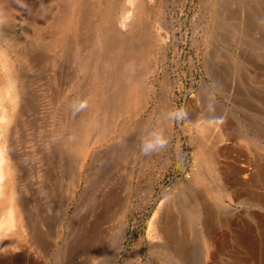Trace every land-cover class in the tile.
<instances>
[{"label":"rangeland","instance_id":"374dc122","mask_svg":"<svg viewBox=\"0 0 264 264\" xmlns=\"http://www.w3.org/2000/svg\"><path fill=\"white\" fill-rule=\"evenodd\" d=\"M84 1L85 11L92 14L81 20L84 23L73 35L63 33L74 31L72 0H0V29L10 47L21 52L27 84V99L11 136L12 144L24 153V159L28 157L31 167H36L32 175H44L49 181L48 196L53 206L35 243L25 240L28 235L24 231L16 237L22 247L18 253L31 255L29 260L22 257L13 264H53L54 255L58 264H164L162 247L155 246L154 234L149 236V222L164 201L171 207L169 234L194 249L196 256L191 264L203 263L205 249L194 220L187 215L192 226L187 228L181 211L182 206L196 207L199 201H206L215 218V230L222 234L218 220L224 214L218 206V189L210 190L204 176L213 170L204 161L206 151L218 154L222 166H217V175H223L227 168L231 192L223 200L230 206L233 231L229 237L231 253L211 254L206 263L264 264V0H145L150 22L144 30L148 37L141 44L150 47L146 83L151 97L144 111L121 117L119 124L126 121L127 125L116 135L101 133L100 128L112 127L114 118L111 115L107 119L103 114L107 107L100 92H90L93 74L81 69L88 58L84 49L90 40L88 18L95 19L97 14L95 0ZM123 2L130 6L129 1ZM102 8L107 10L104 5ZM172 79L179 82L173 89ZM205 84L212 90L218 109L202 96ZM89 94L99 105L92 122L88 111H82ZM164 108L171 128L169 139L154 129L157 111ZM150 115L148 125L143 121ZM226 122V127H234L232 132L242 134L241 138L223 137L218 142L221 125ZM89 140L95 141V147L80 160L76 143L85 145ZM92 158L93 191L87 188L85 179ZM79 167L82 180L64 218H60ZM193 170L199 177L190 184L187 196L182 189ZM259 192L262 207L252 206ZM76 204H80V214L73 220ZM55 235L58 238L54 243L51 239ZM82 239L83 249L76 255L74 242ZM206 248L210 255L212 248ZM0 264L12 263L0 258Z\"/></svg>","mask_w":264,"mask_h":264},{"label":"bare ground","instance_id":"6f19581e","mask_svg":"<svg viewBox=\"0 0 264 264\" xmlns=\"http://www.w3.org/2000/svg\"><path fill=\"white\" fill-rule=\"evenodd\" d=\"M127 1L130 2L129 7L126 6V4H125V2H123V0H95L93 3H95L97 6V7L94 6V8L96 7L97 14H96L95 19L92 18V19H94V22L89 24L90 20H92V19L88 18V20H89L88 26L89 27H88L87 32L88 33L90 32V40L91 41L89 40L86 48L84 47L85 50L87 49L88 58H87V62L83 64V68H81V69H82L83 73L88 74L91 72L93 74V80L89 84V87H90V85L92 87V90L90 92H94L96 94H98V92H100V96H102V98H103L102 103H104L105 106L107 107V108L103 109V111H102L103 114H105L107 116V119L111 115L114 118V122L112 123L113 125L111 128L105 127L104 124L102 125V126H104V128H100V131L102 134H106V132L108 134L110 133L109 135H111V134L116 135V134L122 133L124 131L127 123H126V121H124L120 125L119 122H120L121 117L124 118V117L128 116V114H131V113L139 114L141 111H144V109L146 108L147 103L151 97L150 96L151 95L150 94L151 93L150 88H149L148 84L146 83V75L148 73L147 71H148L149 58H150L149 57L150 56V47L149 48L144 47L141 44L142 40L144 38L148 37L147 33L146 34L144 33V30L147 29V25L150 22L148 20V18H149L148 8L146 6L145 0H127ZM72 2H73V6H72L73 17H72V24L71 25H72L74 31L64 30L63 33L69 32V34L71 33L74 35L75 29L78 27V25L81 22H82L81 24L84 23L81 20L88 17V16L91 17L92 13L90 12L91 13L90 14V13H87L85 11V9H86L85 5H87V4L84 0H72ZM102 5H104V7L107 10H105V9L103 10ZM15 7H18V5H15ZM88 7H90V6H88ZM158 23H160V20L158 21ZM86 24H87V22H86ZM139 30L143 31V32H140ZM84 32H86V31H84ZM87 32L84 33V35H88ZM60 34H61V32H60ZM64 39H66V38H64ZM81 42L84 43V41H81ZM148 44H149V42H148ZM84 45H86V44L84 43ZM10 46L11 45L8 44V40L6 39L5 35L3 34V31L0 29V251H1V253H3L2 256L0 255V258H5V260L7 259L8 262L13 264L14 261H17L15 259L25 257V261H26V260H29L30 255H31V254H28L27 252H26V254L24 253L22 255H20L18 253L19 251H21L22 247L18 244L16 237H18L19 233L22 234V232L24 231L25 234L28 235V237L25 236V240H27L31 243H35V241L37 240V236L39 234V230L41 228V224L42 223L46 224L45 223L46 217L51 216L53 206L51 205V201L49 200L50 197L48 196V186H49L48 183H49V181H47V179L44 175H42V176L37 175L35 178L34 175H32L31 170L35 169L34 172H37L36 167H31L29 165V163H27L28 157L26 159H24V153H19V150L17 151L13 145L15 143H13V138L11 136L13 133H15V129H16V126L18 123V117H19L20 113L22 112L21 110H23L25 101L27 99L26 91H25V89H26L25 86L27 84L25 81V71L23 68L24 65L21 62V52L19 50H17V48H15V47L11 48L12 46L11 47ZM76 46H78V45H76ZM165 74H164V76H167L166 72H165ZM85 79H83V80H85ZM86 84H87V82H86ZM178 84H179L178 81H176V80L173 81V79H172L171 88L173 89ZM201 93H202V96L209 102V104L211 102L212 107H214L215 109L217 107V109H218V103H217V101L214 97V94H213L212 90L210 89L209 85L205 84L202 88ZM152 95H153V93H152ZM7 98L9 101H7V104H6L5 101ZM87 99H88V102L84 103V105L82 107V111H84V110L88 111L87 114H88L89 118L94 119V114L99 109L98 102L93 101L94 99H92V97H90V94H89V98H87ZM167 113H168V111L166 108L160 109L159 111H157L156 119H155L156 124L154 125L155 126L154 127L155 132L158 133L159 135H161V137L164 139L170 138L169 130L171 128L169 129L170 123L168 124L169 119H168ZM97 114H99V112ZM131 116H133V115H131ZM223 116H225V115H223ZM197 117H198V115H197ZM151 119H152V117L150 115L143 122L150 125ZM219 121H217V122L220 123ZM90 122H92V119ZM218 123H217V125H218ZM228 123L229 122H226L225 124L221 125L222 131L220 130L218 142H220L221 139H223V137L231 138V139L232 138L233 139L234 138H241L242 134H240V133L236 134L235 132H232V130H234L232 128H234V127H232V128L226 127V125ZM118 125H119V127H118ZM230 126H232V125H230ZM97 130H99V129H97ZM97 137L100 138L99 134ZM75 147H76V150L78 151L77 156L81 160V158L83 159L82 156L85 157L92 149H94L95 141L89 140V141H87V144H85V145L81 144L80 142H77ZM219 150H221V153H223V149H219ZM207 153L208 152L206 151V153H205L206 156L204 158V161H205V163L211 165L213 170L211 169L212 171L210 170L211 172L207 173L204 176H207L206 179H208V181L210 182V184H209V186L211 187L210 190L216 192L215 188L218 189L217 190V194L219 196L218 200H220V201H218V206L221 207L222 214H224V216L220 217L221 219L218 220L220 222V229H221L220 231L222 234L218 235V233L215 230V228H216L214 226V224H215L214 219L215 218L213 219L212 211H210L211 207L206 201L205 202L199 201L198 204L194 201L197 204L196 207H190L189 205H188L189 207L188 206L187 207L182 206V211H181L182 212L181 218H183V220L186 221L187 228L191 229V227H192L187 222L188 220H186L187 215L189 217L193 218V220H194L193 223H194L195 229L197 231V236H198V238H200L201 243L204 245L205 254L203 256V263H201V264H207L206 262H207L209 256H211V254H216V253L217 254H220V253L221 254H228L230 251V250H228V248L230 247L229 237L233 233L232 224H230V218L231 217L229 218V216H228V214H230L229 213L230 206L223 200L224 197H229V194L231 192L230 186L228 184V178H229L228 176L229 175H228V172L226 170L227 168L222 172L223 175H217L218 172L216 170L218 169L219 166H222V165H219L218 156H217L218 154L213 155V154H210V153L207 154ZM202 156L204 157L203 154H202ZM93 158H92L91 163H89V165L87 166L86 174H85V179H86V183L88 186L87 188L89 190H92V191L94 189V187H92L93 185H91L93 182L91 180V177H93V174H92L93 173V164H94ZM115 158L117 159L118 156H115ZM115 158H114V160H115ZM46 160H47V157H46ZM37 161H38V159H37ZM82 161H84V160H82ZM196 164H198V163H196ZM83 166H84V164H83ZM206 169L207 168H205V171H206ZM74 170H75V167H74ZM81 170H82L81 167H79L77 172H75V173H74V171L72 172V173H74L73 174V181L74 182H72V181L71 182H72V184L74 183V185L71 189L69 196L67 198L65 197L66 199H65V201L61 207V210H60V214H61L60 218H64L69 203L75 197L76 188L79 185V183L81 182L82 177H83L81 174ZM42 174H43V172H42ZM189 175H190L189 177L191 178V180L189 178L188 182L184 185V188L182 189V193L184 195H187L189 193L188 188L190 187V184L194 183V182L196 183V176L199 177L197 172L194 173V170H193V172L189 173ZM203 178L204 177H202V179ZM198 181H199V179H198ZM204 181H205V179H204ZM198 183L200 185V182H198ZM195 185H197V184H195ZM49 192H52V191H49ZM111 193H112V191H111ZM84 195H81L80 200L82 199V196H84ZM187 196H189V195H187ZM255 196H256V198H254V199L256 201H254L253 204H251V205L255 206V207H262V205L260 204L261 202L259 203V199L261 198L260 192L257 193ZM93 197H94V195H93ZM188 200L193 201V200H190L189 198H188ZM196 200H199V199H196ZM93 201L96 202L97 200H95V198H94ZM243 201H245V200H243ZM243 201H240V202H243ZM89 202H91V201H89ZM98 202L99 201H97V203ZM240 202H238V203H240ZM101 203H99V205L102 208L103 205ZM169 204L170 203H168L167 201H164L158 205V208H157L154 216L152 217V219L149 222V236H152L154 234L155 235L154 238L156 239V244H157L155 246L156 247H158V246L162 247L163 250L160 252H161V255H163V256H161V258L163 259L164 264H191L193 258L196 256V253L194 255L195 251L193 252L194 249L191 247H190L191 248L190 249L187 246L186 242L177 241L173 237V233L169 234L170 233L169 231L171 230V227L169 228V221H170V217H171V213H170L171 207L169 206ZM245 204H247V203H245ZM79 205H77V207H75V209H74V212L72 214L73 220L76 219V217H78V215L80 214L79 208H78ZM86 207H90V206H86ZM59 209H60V207H59ZM93 210H95V209H93ZM102 214L103 213L100 214V217L102 216ZM179 214L180 213L178 212V215ZM98 216H96V217H98ZM96 219H97V223H99L100 220L98 218H96ZM234 221H236V220H234ZM75 223H76V221H75ZM256 223H258V222H256ZM66 226H67V224H66ZM58 228H60V227H58ZM68 228L70 230L69 225H68ZM184 229L186 230V228H184ZM186 231H188V230H186ZM262 232L260 234H262ZM57 236H58V234H57ZM57 236L55 235V237L53 239H51V242L55 243V239L58 238ZM73 236H75V235H73ZM234 236H237V235H234ZM263 236L264 235L262 234V237ZM42 239H44V238L42 237ZM263 239H264V237H263ZM39 240H41V239H39ZM69 240L70 239H68L67 242ZM71 240L73 241V239H71ZM79 240H80V238H79ZM79 240L77 242H74L75 243L74 249H76V251H73V252H75L76 255H78L80 253V251L83 249V245H84V241H85V240L83 241V239L81 241H79ZM254 240L256 241V238ZM261 240H262V238H261ZM252 241L253 240L251 239V242ZM47 242H49V241L47 240ZM263 242H264V240L261 243H263ZM54 243L52 244V246L54 245ZM30 245H28L27 247H29ZM65 245H67V244H65ZM255 245L257 246V244H255ZM206 247L212 248V250L210 251V255H209V252H208ZM47 248H49V246H47ZM256 250H258V249H256ZM46 253H47V251H46ZM230 253H231V251H230ZM252 255H254V253H252ZM250 256L251 255H249V257ZM31 257H33V256H31ZM53 257H54L53 264H58L57 259H56L57 255H54ZM260 258H261V255H260ZM64 264H65V262H64ZM153 264H155V263L153 262Z\"/></svg>","mask_w":264,"mask_h":264}]
</instances>
